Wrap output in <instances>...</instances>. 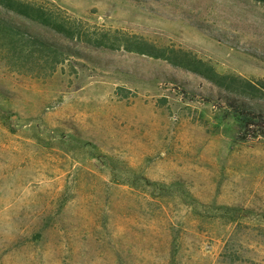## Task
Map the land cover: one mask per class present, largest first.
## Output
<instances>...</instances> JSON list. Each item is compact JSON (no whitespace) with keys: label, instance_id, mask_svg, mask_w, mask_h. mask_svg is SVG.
I'll return each instance as SVG.
<instances>
[{"label":"rangeland","instance_id":"374dc122","mask_svg":"<svg viewBox=\"0 0 264 264\" xmlns=\"http://www.w3.org/2000/svg\"><path fill=\"white\" fill-rule=\"evenodd\" d=\"M24 1L75 32L31 23L64 49L47 76L0 58V264H264V135L226 122L225 87L122 46L264 83V3Z\"/></svg>","mask_w":264,"mask_h":264},{"label":"trees","instance_id":"16d2710c","mask_svg":"<svg viewBox=\"0 0 264 264\" xmlns=\"http://www.w3.org/2000/svg\"><path fill=\"white\" fill-rule=\"evenodd\" d=\"M264 3V0H257ZM30 23V24H29ZM32 24L54 29L67 36H74V27L55 17L40 5L24 0H0V58L10 70L36 77L51 74L63 59V48L40 32L30 31ZM34 29V28H33ZM127 50L150 56L162 57L169 63L203 75L218 87L233 93L227 106V123L237 127L243 137L264 135V108L256 98L263 94L264 83L253 82L235 74L215 71L212 65L181 50L155 48L145 40L125 39L122 44Z\"/></svg>","mask_w":264,"mask_h":264}]
</instances>
